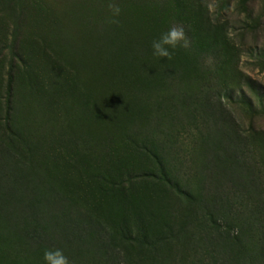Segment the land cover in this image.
Listing matches in <instances>:
<instances>
[{
    "label": "rangeland",
    "instance_id": "374dc122",
    "mask_svg": "<svg viewBox=\"0 0 264 264\" xmlns=\"http://www.w3.org/2000/svg\"><path fill=\"white\" fill-rule=\"evenodd\" d=\"M114 2L117 24L109 0H0V181L21 199L0 264H45L54 246L4 236L48 206L94 214L114 264H264V0ZM173 25L189 46L154 56Z\"/></svg>",
    "mask_w": 264,
    "mask_h": 264
},
{
    "label": "trees",
    "instance_id": "16d2710c",
    "mask_svg": "<svg viewBox=\"0 0 264 264\" xmlns=\"http://www.w3.org/2000/svg\"><path fill=\"white\" fill-rule=\"evenodd\" d=\"M175 4L180 5L179 0H176ZM198 15L199 14H193L192 18L194 19ZM108 185L115 188H121V184L115 186L110 180ZM0 187V229L4 231V226L7 225L4 224V217L7 213L6 208L10 205L7 204L9 202L8 198L11 199L12 203H14V206H16L18 201L21 202V199L11 197L9 195L5 196L1 181ZM61 198L62 197H54L51 199L53 206L57 203V205L60 206L59 204ZM68 200L71 201V199ZM52 202H49L48 200L45 201V203ZM68 204L70 203L68 202ZM44 209H46L45 213L48 214V216L46 215L47 217L45 216L44 219L37 217V214H34V210L32 211L31 209L29 210V212H31L30 217L27 221H24L21 224H18V221L16 222L17 216H15L14 222L12 224L14 225V228L18 230L14 229L13 231H8L4 237L10 236L16 240L22 239L27 243L29 242L37 246L38 249L43 250L51 246H54L56 249H63V246L67 245L70 246L69 248L75 249L76 253L83 252L82 250L84 248H94L97 251H99V249L104 250L105 256H107L106 251L108 250L109 253L111 252L112 256L114 255V258L118 257L121 253L120 250H118V243L111 239V236L104 225L94 219V214H87L86 212L82 217H80L81 219H79L77 214H74L75 217L65 215L64 213L66 212L61 206L56 209L58 211L54 210V208H51L50 206ZM47 220H52L50 225L48 224ZM215 234L217 238L220 237L219 240L221 242L223 240H226L227 242L229 240L232 242L233 240V237H231L228 233L223 234L215 230ZM69 248L66 250V252L69 251ZM72 254V251H70L69 256ZM106 260H108L110 264H114L110 257L107 256ZM121 261L124 260L122 259ZM117 264L119 263L117 262Z\"/></svg>",
    "mask_w": 264,
    "mask_h": 264
},
{
    "label": "clouds",
    "instance_id": "9594fccd",
    "mask_svg": "<svg viewBox=\"0 0 264 264\" xmlns=\"http://www.w3.org/2000/svg\"><path fill=\"white\" fill-rule=\"evenodd\" d=\"M109 10L108 24L119 23L118 17L121 14V6L115 3L114 0H109L107 4ZM178 46L188 47L189 40L185 35L183 26L173 25L167 32H164L160 37L152 42L153 55L171 59L172 52L170 49H175ZM45 264H70L69 259L63 254L61 249H46L43 253Z\"/></svg>",
    "mask_w": 264,
    "mask_h": 264
}]
</instances>
